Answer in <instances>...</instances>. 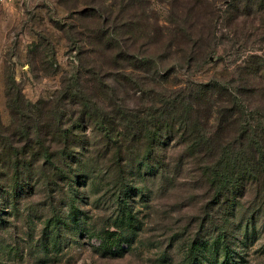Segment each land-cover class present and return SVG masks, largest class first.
Here are the masks:
<instances>
[{
  "label": "trees",
  "instance_id": "1",
  "mask_svg": "<svg viewBox=\"0 0 264 264\" xmlns=\"http://www.w3.org/2000/svg\"><path fill=\"white\" fill-rule=\"evenodd\" d=\"M221 1L225 7L210 16L220 17L230 29L222 38L231 36L247 48L252 40L261 44L262 53L248 56L236 78L216 76L169 100L164 90L175 82L170 76L178 73L174 69L194 68L200 56L209 62L213 47L204 48L206 38L202 42V32L190 25L164 29L131 23L127 31L143 34L148 41L137 56L122 51L116 60L141 74L131 77L141 105L127 108L114 102L101 89L97 71L86 80L95 92L87 90L83 79H66L46 119L21 132L25 144L11 146L8 155L0 153V163L7 161V173H2L6 180L0 181L1 227L10 224L4 215L21 214L22 200L34 190L64 193L62 201L49 202L50 214L42 217L43 230L33 242L45 258L39 262L60 258L67 246L82 245L83 234H100L98 250L104 257H123L143 229L138 198L147 202L151 182L190 163L200 171L212 213L202 221V236L183 251V264H249L250 253L264 235V208L251 211L244 204L254 191L264 199V0ZM197 6L214 9L206 0ZM104 41L112 51L115 46ZM158 41L179 54L178 68L158 70L159 61L151 56ZM69 101L72 106L67 107ZM34 130L36 142L30 139ZM105 201L113 209L109 220L116 230H88L90 207Z\"/></svg>",
  "mask_w": 264,
  "mask_h": 264
},
{
  "label": "rangeland",
  "instance_id": "2",
  "mask_svg": "<svg viewBox=\"0 0 264 264\" xmlns=\"http://www.w3.org/2000/svg\"><path fill=\"white\" fill-rule=\"evenodd\" d=\"M199 1H0V153L8 155L11 146L17 148L25 144L21 132L46 119L66 79L70 83L83 79L86 87V80L93 79L97 71L104 84L101 89H105L114 102L127 108L141 105L140 92L134 89L135 80H131L132 73L141 74L120 59L116 60L122 51L137 56L138 50L148 41L143 34L127 31V25L131 23L136 27L144 24L164 29L190 25L202 32V42L206 38L204 48L213 47L208 51L209 62L207 57L200 56L194 68L174 69L178 73L172 72L170 76L175 82H169L164 90L169 100L175 101L193 85L209 82L216 76L236 78L240 65L248 56L262 53L258 50L261 44L252 40L247 48L248 45H242L231 36L229 40L222 38L230 29L221 23L220 17L212 19L210 15H216L213 10L223 9L225 3L206 0L214 9L207 6L209 10H200ZM261 17L264 25V16ZM260 33V39L264 38V30ZM105 39L108 45L115 46L112 51L103 45ZM151 52V56L159 61L160 72L178 68L179 54H172L159 41ZM91 89L96 91L92 82L87 86V90ZM70 106L69 101L67 107ZM31 136L32 141L39 139L36 130ZM1 157L4 156L0 155V161ZM6 162L0 163L2 182L6 180V174H2L7 173ZM198 170L188 163L180 167V171L179 167L174 168L167 177L151 182L153 191L149 200L138 198L137 209L143 229L134 248L129 250L126 244V254L116 258H106L98 250L102 241L100 234L92 237L83 234L79 236L82 245L67 246L60 258L39 262L40 257L45 258L34 248L33 242L43 230L42 217L50 214L49 202L53 199L62 201L64 193L61 190H34L29 198L22 200L18 217L4 215L10 224L0 226V264H183V251L193 239L202 236V221L208 211L212 213V200L207 190L202 189ZM106 203L102 202L97 208L90 207L92 217L87 220L88 230L101 232L107 227L116 230L110 225L113 220H109L113 209ZM244 204L251 211L260 210L264 208V199L254 191ZM249 259V264H264V235L254 246Z\"/></svg>",
  "mask_w": 264,
  "mask_h": 264
},
{
  "label": "built area",
  "instance_id": "3",
  "mask_svg": "<svg viewBox=\"0 0 264 264\" xmlns=\"http://www.w3.org/2000/svg\"><path fill=\"white\" fill-rule=\"evenodd\" d=\"M0 1H2V2H11V1H13V0H0Z\"/></svg>",
  "mask_w": 264,
  "mask_h": 264
}]
</instances>
